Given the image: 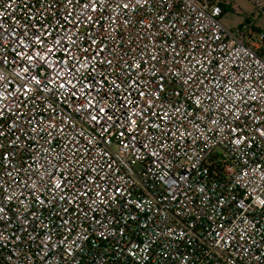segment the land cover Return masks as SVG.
<instances>
[{"label": "built area", "instance_id": "obj_1", "mask_svg": "<svg viewBox=\"0 0 264 264\" xmlns=\"http://www.w3.org/2000/svg\"><path fill=\"white\" fill-rule=\"evenodd\" d=\"M226 10L0 0V264H264V32Z\"/></svg>", "mask_w": 264, "mask_h": 264}, {"label": "rangeland", "instance_id": "obj_2", "mask_svg": "<svg viewBox=\"0 0 264 264\" xmlns=\"http://www.w3.org/2000/svg\"><path fill=\"white\" fill-rule=\"evenodd\" d=\"M227 5V10L222 13L221 21L227 27H234L245 21V17L251 21L252 26L260 31H264V4L261 5L262 12H258L253 4V0H223ZM235 7L232 10L231 7Z\"/></svg>", "mask_w": 264, "mask_h": 264}, {"label": "trees", "instance_id": "obj_3", "mask_svg": "<svg viewBox=\"0 0 264 264\" xmlns=\"http://www.w3.org/2000/svg\"><path fill=\"white\" fill-rule=\"evenodd\" d=\"M264 32V31H263Z\"/></svg>", "mask_w": 264, "mask_h": 264}]
</instances>
